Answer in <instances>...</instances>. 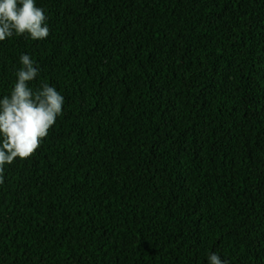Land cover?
Wrapping results in <instances>:
<instances>
[{
    "label": "clouds",
    "instance_id": "9594fccd",
    "mask_svg": "<svg viewBox=\"0 0 264 264\" xmlns=\"http://www.w3.org/2000/svg\"><path fill=\"white\" fill-rule=\"evenodd\" d=\"M49 34L45 11L35 0H0V42L14 35L43 40ZM19 60L21 67L10 94L0 99V184L5 166L31 157L63 114L64 97L54 86L41 82L36 89L30 87L39 74L35 61L28 54ZM208 260L209 264H226L215 253Z\"/></svg>",
    "mask_w": 264,
    "mask_h": 264
}]
</instances>
